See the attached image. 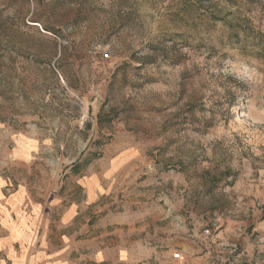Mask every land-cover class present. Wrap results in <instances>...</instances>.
Listing matches in <instances>:
<instances>
[{"label":"rangeland","instance_id":"374dc122","mask_svg":"<svg viewBox=\"0 0 264 264\" xmlns=\"http://www.w3.org/2000/svg\"><path fill=\"white\" fill-rule=\"evenodd\" d=\"M0 181L112 264H264V0H0Z\"/></svg>","mask_w":264,"mask_h":264},{"label":"crops","instance_id":"0c3cea01","mask_svg":"<svg viewBox=\"0 0 264 264\" xmlns=\"http://www.w3.org/2000/svg\"><path fill=\"white\" fill-rule=\"evenodd\" d=\"M39 197L25 186L8 196L1 193L0 252L6 260L14 264H112L111 247L97 246L95 237L89 239L75 222L76 207L59 211L64 198Z\"/></svg>","mask_w":264,"mask_h":264}]
</instances>
